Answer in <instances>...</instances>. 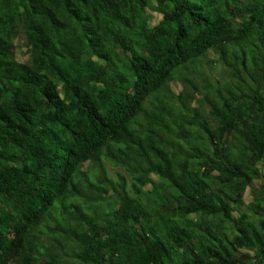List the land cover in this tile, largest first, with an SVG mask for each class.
<instances>
[{
  "label": "trees",
  "instance_id": "1",
  "mask_svg": "<svg viewBox=\"0 0 264 264\" xmlns=\"http://www.w3.org/2000/svg\"><path fill=\"white\" fill-rule=\"evenodd\" d=\"M0 264H264V0H0Z\"/></svg>",
  "mask_w": 264,
  "mask_h": 264
},
{
  "label": "rangeland",
  "instance_id": "2",
  "mask_svg": "<svg viewBox=\"0 0 264 264\" xmlns=\"http://www.w3.org/2000/svg\"><path fill=\"white\" fill-rule=\"evenodd\" d=\"M149 16L151 19L150 24L152 26L157 25L162 20V16L156 11H149ZM13 56H14V59L19 62H27L31 60V55L28 52V49L26 47L25 35L22 30L20 31L19 36L15 40V48H14ZM211 59L215 60L216 57L213 54H211ZM213 74L214 75L224 74V76L229 75V73L225 71L220 65H214ZM173 88L177 93H179L182 89L181 85L178 82L173 84ZM108 168H109L110 176L113 178H116L115 172L121 171L119 169H114L110 165L108 166ZM257 185H259V183ZM251 201H252L251 191L248 190L244 197L245 206L243 207V209H245L246 205H248Z\"/></svg>",
  "mask_w": 264,
  "mask_h": 264
}]
</instances>
